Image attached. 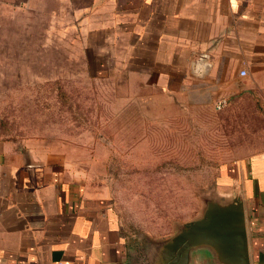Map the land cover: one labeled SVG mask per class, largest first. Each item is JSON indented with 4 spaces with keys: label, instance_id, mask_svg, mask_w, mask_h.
Segmentation results:
<instances>
[{
    "label": "crops",
    "instance_id": "1",
    "mask_svg": "<svg viewBox=\"0 0 264 264\" xmlns=\"http://www.w3.org/2000/svg\"><path fill=\"white\" fill-rule=\"evenodd\" d=\"M42 1L65 10L89 75L185 109L255 96L264 111V0ZM247 155L217 187L243 195L252 264H264V147ZM113 207L66 163L0 137V264H148L154 240L128 235Z\"/></svg>",
    "mask_w": 264,
    "mask_h": 264
},
{
    "label": "rangeland",
    "instance_id": "2",
    "mask_svg": "<svg viewBox=\"0 0 264 264\" xmlns=\"http://www.w3.org/2000/svg\"><path fill=\"white\" fill-rule=\"evenodd\" d=\"M18 1L0 0V137L66 163L112 202L131 237L174 235L202 214L226 166L264 147L255 96L185 109L164 92L89 75L65 10Z\"/></svg>",
    "mask_w": 264,
    "mask_h": 264
},
{
    "label": "water",
    "instance_id": "3",
    "mask_svg": "<svg viewBox=\"0 0 264 264\" xmlns=\"http://www.w3.org/2000/svg\"><path fill=\"white\" fill-rule=\"evenodd\" d=\"M148 264H252L247 215L243 195L217 192L205 200L202 214L177 232L154 241Z\"/></svg>",
    "mask_w": 264,
    "mask_h": 264
},
{
    "label": "built area",
    "instance_id": "4",
    "mask_svg": "<svg viewBox=\"0 0 264 264\" xmlns=\"http://www.w3.org/2000/svg\"><path fill=\"white\" fill-rule=\"evenodd\" d=\"M247 71H241V76L242 77H246L247 76ZM227 104H228V101L226 100V99H220V100H218L217 102H216V104H215V109L217 110V111H221L222 109H224L226 106H227Z\"/></svg>",
    "mask_w": 264,
    "mask_h": 264
}]
</instances>
